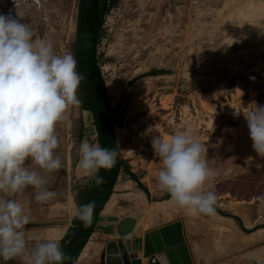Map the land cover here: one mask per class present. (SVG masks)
Masks as SVG:
<instances>
[{
  "label": "rangeland",
  "instance_id": "rangeland-1",
  "mask_svg": "<svg viewBox=\"0 0 264 264\" xmlns=\"http://www.w3.org/2000/svg\"><path fill=\"white\" fill-rule=\"evenodd\" d=\"M43 4L25 6L22 22L50 41L55 54L73 55L80 0ZM10 11L15 15L12 0H0V13ZM96 56L110 104L118 107L114 133L119 157L127 143L148 148L125 161L149 196L121 167L76 264H96L99 253L89 254L114 238L118 220L129 214L137 223L128 238H142L153 228L181 220L196 264H264V235L255 234L264 230V157L252 148L243 115L255 104L264 105V0H110ZM233 106L240 108L239 116L232 113ZM67 116L70 124L56 125L55 155L61 168L47 172L26 162L47 181L42 187L56 195L37 202L40 189L28 186L10 197L22 205L30 222L23 253L2 264H28L34 236L59 242L74 220L78 191L95 179L97 171L85 173L79 166L81 142L99 145L92 115L77 105ZM178 132L196 136L206 149L202 155L216 175L204 190L216 194L217 215L186 214L171 196L161 200L168 193L158 186L162 161L150 150L151 136L167 138ZM229 203L237 210L234 214L224 207ZM171 207L177 214H170ZM224 218L238 229L233 233L237 243L229 247L216 237L228 225Z\"/></svg>",
  "mask_w": 264,
  "mask_h": 264
},
{
  "label": "clouds",
  "instance_id": "clouds-1",
  "mask_svg": "<svg viewBox=\"0 0 264 264\" xmlns=\"http://www.w3.org/2000/svg\"><path fill=\"white\" fill-rule=\"evenodd\" d=\"M15 15L0 13V261L21 255L26 246L24 229L30 222L22 205L10 198L32 186L40 189L37 202H46L56 193L43 188L47 183L26 162L47 172L61 168L55 155L59 145L56 125L68 121L67 111L81 103L77 89L85 77L77 70L74 56L54 53L50 41L42 39L26 18L25 6L43 0H12ZM234 42V41H233ZM234 115L241 114L234 109ZM252 141V148L264 157V105H257L243 113ZM151 148L162 161L156 173L158 186L165 190L182 209L198 214L214 215L216 194L205 191L206 181L215 176L207 160L201 141L191 133L178 132L167 138L151 136ZM79 166L85 173L99 169L110 170L117 163L115 148L93 146L87 140L80 145ZM104 178L96 177V184ZM95 202L77 207L74 217L87 227L93 218ZM35 245L28 264H69L56 240L42 241L34 236Z\"/></svg>",
  "mask_w": 264,
  "mask_h": 264
},
{
  "label": "water",
  "instance_id": "water-1",
  "mask_svg": "<svg viewBox=\"0 0 264 264\" xmlns=\"http://www.w3.org/2000/svg\"><path fill=\"white\" fill-rule=\"evenodd\" d=\"M108 0H80L77 21V70L85 79L81 81L84 94L96 128L99 146L115 148L113 117L117 105L111 106L106 83L97 63V38ZM124 160L117 157L110 169H99L84 203L95 202L91 223L85 227L79 219L73 220L74 231L61 250L71 257L69 264H76L79 255L94 232L100 213L112 195L113 188ZM104 183L96 184V177ZM136 182L140 184L138 179ZM149 196L148 190L145 191ZM165 194L162 199L169 198ZM155 200V198H153ZM137 219L129 214L120 218L115 226L114 238L99 245V260L96 264H196L181 220H174L144 233L142 238H128L134 231ZM141 252V255H140ZM256 264H258L255 261ZM0 264L2 262L0 261Z\"/></svg>",
  "mask_w": 264,
  "mask_h": 264
},
{
  "label": "trees",
  "instance_id": "trees-1",
  "mask_svg": "<svg viewBox=\"0 0 264 264\" xmlns=\"http://www.w3.org/2000/svg\"><path fill=\"white\" fill-rule=\"evenodd\" d=\"M109 1V4L106 6V9L105 11L109 8V5H110V0ZM102 24H103V19H102ZM102 24L100 26V29H99V34H98V38H97V44L99 42V36H100V30H101V27H102ZM77 31V29H76ZM74 58L77 59V54H76V45L74 47ZM156 73H163L161 70H155ZM78 90V98L79 100L81 101V103L79 104V107L81 110H85V111H88L90 112V107H89V104H88V101L86 99V96L84 94V91H83V88L80 84L79 88L77 89ZM118 110V107L115 109V112H114V117H113V123H114V120H115V113L116 111ZM91 113V112H90ZM118 124H121V121L118 122ZM114 125H116L114 123ZM123 170L125 171V173H127L130 178L132 180H136V176L135 174H133L130 169H129V165L127 163V161L124 160V165L122 166ZM92 185V184H91ZM144 191H147V188L144 187L143 185H139ZM90 188L91 186H85L82 188V190H79L77 195H76V199H75V203L77 205V207H80V206H83L86 199H87V196L89 194V191H90ZM78 218H75L74 217V220H77ZM236 219V218H235ZM74 231V226L71 225L67 228L66 232L64 233L63 237L59 240V246H60V249L65 245V242L69 239V237L71 236V234L73 233Z\"/></svg>",
  "mask_w": 264,
  "mask_h": 264
},
{
  "label": "bare ground",
  "instance_id": "bare-ground-1",
  "mask_svg": "<svg viewBox=\"0 0 264 264\" xmlns=\"http://www.w3.org/2000/svg\"><path fill=\"white\" fill-rule=\"evenodd\" d=\"M234 109H239L240 110V108L238 107V106H233L232 108H231V110H232V113L234 114ZM234 116H236V115H234ZM239 116V115H238ZM224 207H226V208H228V210H230V211H232L233 212V214L237 211V210H235V207H234V205L233 204H228V205H225ZM180 209V208H179ZM180 211V210H179ZM181 211H183L184 213H186V214H190V213H192V211H190L189 209H181ZM168 212V211H167ZM176 212H178V209H176V208H172L171 207V210H170V214H173V215H175V214H177ZM240 213V212H239ZM241 214V213H240ZM215 215H217V214H215ZM236 215V214H235ZM242 215V214H241ZM192 217V216H191ZM245 218H243L244 220H245V222H247V223H249V221L247 220L248 218L246 217V216H244ZM209 219V218H208ZM213 220H215V218L213 219ZM217 221V220H216ZM220 221V220H219ZM218 222V221H217ZM224 222H226V223H228V225H227V227H222V229H230V230H232V231H234V232H237L236 231V229L233 227V223H232V221H231V219H227V218H224ZM236 225V224H235ZM236 227H237V225H236ZM255 234H258L259 236H262V235H264V230H257L256 232H255ZM253 236H254V234H253ZM245 238V237H244ZM246 238H249V237H246ZM196 243V242H195ZM194 244V243H193ZM194 250H195V252H197L198 254H199V256L201 257V258H205V254L200 250V248L198 247V246H196V247H194ZM195 261H196V259H195ZM196 262H198V261H196Z\"/></svg>",
  "mask_w": 264,
  "mask_h": 264
},
{
  "label": "crops",
  "instance_id": "crops-1",
  "mask_svg": "<svg viewBox=\"0 0 264 264\" xmlns=\"http://www.w3.org/2000/svg\"><path fill=\"white\" fill-rule=\"evenodd\" d=\"M99 218H100V216H99ZM232 225L235 228V224L233 223ZM236 231L238 232V229H236ZM233 233H235V232L230 230V229H227V228L226 229H221V230L218 231V234H217L216 237L217 238L220 237L221 240H223V242H224V246L225 247H229L230 245H234L236 243V241H237L235 239V236L233 235ZM243 237H245V238L248 237V234H244ZM98 252H99V247H98V249L96 251H93L91 254H89V257H91V255L94 256ZM140 255H141V252H140ZM142 262H143L142 264H145L146 263V259L143 258Z\"/></svg>",
  "mask_w": 264,
  "mask_h": 264
},
{
  "label": "built area",
  "instance_id": "built-area-1",
  "mask_svg": "<svg viewBox=\"0 0 264 264\" xmlns=\"http://www.w3.org/2000/svg\"><path fill=\"white\" fill-rule=\"evenodd\" d=\"M115 132V131H114ZM117 133V132H116ZM117 136V134L115 135V137ZM118 138V137H117ZM148 148L143 145V144H140L139 142L136 143V144H133V146H130L129 143H127V145L124 146V149L121 152V157L123 160L127 159V158H133L135 157L136 155L137 156H140L141 154V151H146ZM152 150V149H150ZM153 151V150H152ZM118 152V151H117ZM151 152V151H150Z\"/></svg>",
  "mask_w": 264,
  "mask_h": 264
},
{
  "label": "flooded vegetation",
  "instance_id": "flooded-vegetation-1",
  "mask_svg": "<svg viewBox=\"0 0 264 264\" xmlns=\"http://www.w3.org/2000/svg\"><path fill=\"white\" fill-rule=\"evenodd\" d=\"M236 243H237V241H236ZM236 243H235V244H236ZM236 246H237V245H236ZM236 246H235V247H236ZM226 252H227V251H226ZM262 253H263V252H262ZM221 254H222V252H221Z\"/></svg>",
  "mask_w": 264,
  "mask_h": 264
}]
</instances>
